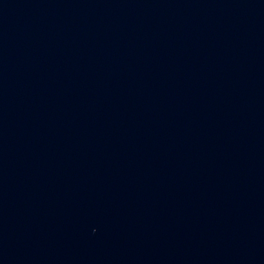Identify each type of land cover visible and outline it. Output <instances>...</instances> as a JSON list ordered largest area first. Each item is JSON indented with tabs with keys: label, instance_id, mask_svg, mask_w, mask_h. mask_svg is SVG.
Instances as JSON below:
<instances>
[{
	"label": "water",
	"instance_id": "1",
	"mask_svg": "<svg viewBox=\"0 0 264 264\" xmlns=\"http://www.w3.org/2000/svg\"><path fill=\"white\" fill-rule=\"evenodd\" d=\"M0 259L264 264V0H0Z\"/></svg>",
	"mask_w": 264,
	"mask_h": 264
}]
</instances>
